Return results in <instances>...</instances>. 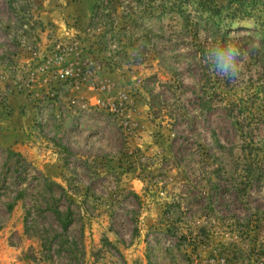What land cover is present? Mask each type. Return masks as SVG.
Wrapping results in <instances>:
<instances>
[{"label": "rangeland", "instance_id": "1", "mask_svg": "<svg viewBox=\"0 0 264 264\" xmlns=\"http://www.w3.org/2000/svg\"><path fill=\"white\" fill-rule=\"evenodd\" d=\"M165 4L0 0V264H264V35Z\"/></svg>", "mask_w": 264, "mask_h": 264}, {"label": "trees", "instance_id": "2", "mask_svg": "<svg viewBox=\"0 0 264 264\" xmlns=\"http://www.w3.org/2000/svg\"><path fill=\"white\" fill-rule=\"evenodd\" d=\"M166 4L161 8V13L166 9L175 11L176 19L180 20L185 25V30L191 32H198L200 25L204 23L207 33L213 30L216 40L225 42L229 37V32L235 29L239 22L245 20L253 27L258 28L264 35V0H227V3H222L223 0H173V3L168 5L167 1L162 0ZM104 7L97 5L94 8L93 18L96 17L97 21L101 19L100 14ZM107 9V7H106ZM108 12V10H106ZM202 22V23H201ZM197 55L196 62L202 70H209L211 67L204 62V50L196 46ZM211 106H207V110ZM59 214V213H58ZM62 226L66 223L61 220Z\"/></svg>", "mask_w": 264, "mask_h": 264}, {"label": "clouds", "instance_id": "3", "mask_svg": "<svg viewBox=\"0 0 264 264\" xmlns=\"http://www.w3.org/2000/svg\"><path fill=\"white\" fill-rule=\"evenodd\" d=\"M204 62L214 72L225 79L238 78L243 71L246 59L238 44L234 41L212 42L204 50Z\"/></svg>", "mask_w": 264, "mask_h": 264}]
</instances>
